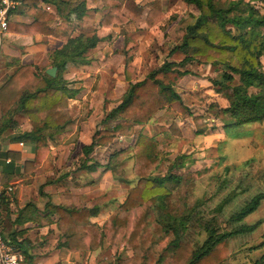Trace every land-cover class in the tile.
<instances>
[{"label":"trees","instance_id":"obj_1","mask_svg":"<svg viewBox=\"0 0 264 264\" xmlns=\"http://www.w3.org/2000/svg\"><path fill=\"white\" fill-rule=\"evenodd\" d=\"M19 1L33 20L24 27V35L52 37L63 45L51 56L50 66L57 69L54 78L44 72L37 73L33 66H19L0 87V138L16 127L13 118L17 114L26 116L31 125L29 132L14 134L8 139L10 143L31 147L33 156L23 160V167L17 164L21 160L20 154L0 152V172L8 177L29 174L48 154L47 141L71 130L73 119L67 102L77 90L67 88L62 74L69 67L88 66L91 62L88 53L101 41L96 35L74 36L75 23L80 22L88 11L86 0ZM109 1L114 0H91V3ZM182 1L194 6L198 14H190L179 21L174 32L180 42L168 54L172 61L164 62L141 81L133 82L130 74L133 71L128 69L127 90L120 104L105 116L103 124L106 128L98 131L91 143L81 149V169L93 172L98 168L96 163L88 160L96 147L111 141L115 135L130 137L134 125L149 122L165 107L175 103L181 105L175 86L178 80L190 75L187 68L192 65L206 64L214 69L215 78L210 80L214 92L223 95L227 101L219 110L225 118L224 129L264 123V15L244 0L232 1L225 6H217L214 0ZM256 1L264 3V0ZM40 4L52 6L53 12L43 9ZM151 10L148 16L153 17L160 11L159 5L154 3ZM109 16L116 17L118 23L121 19L117 12ZM175 57L180 60L176 61ZM209 108H214L213 103ZM156 147V142L141 135L136 137L137 164L144 167L121 206L126 213L138 210L132 227L127 218H119L118 212L98 227L89 221L88 209L46 206L59 217L57 226L66 240L64 246L67 249L94 252L107 242L114 250L121 248L132 252L128 260L117 254L112 264H203L223 243L250 235L260 227L263 221L246 224L244 220L262 204L264 190L257 191L236 208L225 228L226 220H221L222 216L227 206L243 192L229 190L227 180L223 179L222 190L229 191L216 208L205 211V202L194 199V183L189 174L175 175L171 168L164 177L152 175L161 162ZM249 163L235 168L247 167ZM175 168L181 169L183 164ZM9 241L25 259L28 258L27 252L21 251L23 242L17 243L14 237ZM159 244L163 247L156 253L153 246ZM251 251L260 252L251 264H264V235Z\"/></svg>","mask_w":264,"mask_h":264},{"label":"rangeland","instance_id":"obj_2","mask_svg":"<svg viewBox=\"0 0 264 264\" xmlns=\"http://www.w3.org/2000/svg\"><path fill=\"white\" fill-rule=\"evenodd\" d=\"M232 1L237 0H214L217 6ZM244 2H250L264 15L263 2ZM88 3L90 9L80 22H76L74 35H96L101 41L88 53L91 61L88 66L68 68L62 74L67 88L77 90L67 102L73 126L65 134L47 141L48 154L29 174L23 173L21 180L32 190L38 189V197L42 200L71 201L73 204L81 201L78 208L88 209L89 215L91 209L97 208L100 215L95 222L90 221V217L89 221L98 227L116 212L120 219L127 218L132 227L138 210L126 213L121 206L142 175L144 166L137 164L135 148L136 137L141 135L157 143L161 162L152 175L164 177L171 168L175 175L189 174L194 183V199L205 202V211L216 208L229 190L243 192L227 206L222 216L221 220H226L223 226L227 228L230 214L251 195L264 190V123L224 129L225 118L219 110L227 101L223 95L214 92L210 80L216 73L209 65H192L187 68L190 75L178 80L175 90L182 100L181 105L175 103L165 107L149 122L134 125L130 137L115 135L111 141L96 147L88 158L89 163L100 165L95 173L80 168L82 146L89 145L92 137L106 128L103 124L105 116L120 104L127 90L128 69L134 73H130L133 82L141 81L164 62L172 61L168 54L180 42L174 32L179 21L190 14H198L194 6L182 0H114L97 4L89 0ZM154 3L159 5L160 11L151 17L148 15ZM19 8L22 11L26 7ZM111 11L119 14V23L116 17L109 16ZM25 26L10 23L7 33L21 27L24 35ZM58 46L59 43L49 46L48 52ZM175 60L180 58L175 57ZM19 66L13 59L5 60L0 51V87ZM22 66H33L39 74L44 68H52L49 61L43 68L32 63ZM210 103H213V109L209 108ZM13 119L16 127L0 138V144L7 145L12 135L31 130L30 121L23 114H17ZM28 147L24 144L27 151ZM245 162H250L247 167L235 168ZM23 163L17 162L18 165ZM181 164L183 168H175ZM223 179L227 180L229 190H222ZM7 184V180L0 178L1 187ZM93 201L96 206L90 204ZM244 221L246 224L263 222L254 233L220 245L203 264H251L260 255L251 248L257 246L264 235V201ZM162 247L163 244L154 245L153 250L157 253ZM97 251L96 264H112L117 254L123 260L132 257L131 250L120 248L117 251L108 247L107 242Z\"/></svg>","mask_w":264,"mask_h":264},{"label":"crops","instance_id":"obj_3","mask_svg":"<svg viewBox=\"0 0 264 264\" xmlns=\"http://www.w3.org/2000/svg\"><path fill=\"white\" fill-rule=\"evenodd\" d=\"M88 1L89 0H86L87 9L89 10ZM40 7L49 12H53L52 6L40 4ZM19 9L20 8L11 16L9 27L10 23L16 25H30L32 23V18L25 14L24 8H22V11H19ZM20 28L21 27H19L18 30L6 33L3 36L0 43V51L1 54L3 53L4 59L7 61L13 59L20 66L32 63L41 68L49 61L50 67L52 53L58 49V47L62 46L63 42L42 35L25 36L22 34ZM57 43H59L60 46L48 52L49 46ZM48 54L50 55L47 56ZM8 67L10 69V66ZM47 69L48 67L44 68L43 72L45 73ZM27 131L29 130L25 132ZM21 144L22 146H20L19 143L10 142L7 145L0 144V152H16L20 154L21 161L31 159L33 156L31 147L29 146V150L27 151L24 148V144ZM84 146L87 145H83L82 147ZM21 167H23V165ZM98 168H100V165H98ZM98 168L90 173H95ZM82 169L88 171L87 168ZM22 177H24L23 174L8 177L0 172V178L8 181V184L2 185V187L12 188L13 190L12 193L8 194L2 206L1 215L3 231L7 239L14 237L17 243L23 242L21 251H25L28 254V258L25 259L24 264H96L95 256L98 254V251H72L64 246L66 240L62 237L57 226L59 217L46 208L48 204L64 208H78L81 201H74L75 204H73L71 201L42 200L38 197V189H34L36 192L32 190L30 186L23 183V180H21ZM13 179L19 180L13 181ZM71 180L74 181L75 179L71 178ZM72 184L74 185V183ZM90 204L96 206L97 203L93 201L90 202ZM99 215L100 211L94 207L91 209L90 221L95 222Z\"/></svg>","mask_w":264,"mask_h":264},{"label":"built area","instance_id":"obj_4","mask_svg":"<svg viewBox=\"0 0 264 264\" xmlns=\"http://www.w3.org/2000/svg\"><path fill=\"white\" fill-rule=\"evenodd\" d=\"M19 0H0V43L3 36L7 33L9 21L15 11L21 7ZM22 146L21 143H19ZM9 163V160L6 161ZM12 188L0 186V264H24L25 257L18 252L12 243L5 237L2 227V206L8 194L12 193Z\"/></svg>","mask_w":264,"mask_h":264},{"label":"water","instance_id":"obj_5","mask_svg":"<svg viewBox=\"0 0 264 264\" xmlns=\"http://www.w3.org/2000/svg\"><path fill=\"white\" fill-rule=\"evenodd\" d=\"M56 72H57V69L55 67H52L50 69H47L45 71V74L48 76V77H51V78H54L56 76Z\"/></svg>","mask_w":264,"mask_h":264}]
</instances>
